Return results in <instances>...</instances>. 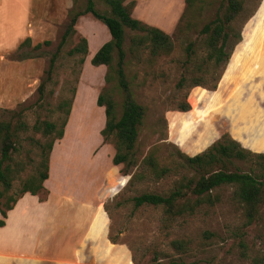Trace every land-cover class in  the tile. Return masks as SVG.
Here are the masks:
<instances>
[{
    "label": "rangeland",
    "instance_id": "374dc122",
    "mask_svg": "<svg viewBox=\"0 0 264 264\" xmlns=\"http://www.w3.org/2000/svg\"><path fill=\"white\" fill-rule=\"evenodd\" d=\"M222 1L196 0L190 10L186 0L125 1L135 2L134 17L160 27L174 42L168 55L151 57L141 48L131 52V37L136 33L125 28V71L136 101L145 109L137 141L140 160L151 150L162 163H168L177 148L196 155L223 134L252 151L264 152V0L245 1L234 21L241 39L228 63L208 68L202 61L207 55L200 31L215 18ZM84 2L0 0V120L8 118L12 110L24 108L30 126L44 119L60 128L66 118L64 135L68 136L64 143L61 139L54 143L57 150L54 159L52 155V179L47 184L49 192L62 195L65 208L62 212L61 207L58 215L65 216L64 220L55 226L43 214V220L31 225L26 238L0 231V264H146L153 250L160 252L163 262L264 264V201L259 218L249 223L243 206L233 197L234 187H221L215 191L220 194L218 203L204 206L194 215L178 216L169 224L164 222L162 207H135L133 197L143 192L169 193L177 175L131 184L129 180L138 168L113 164L114 143L104 141L101 135L105 107L96 101L103 91L112 95L120 114L123 91L114 72L112 80L106 82L105 74L91 64L99 48L94 50L111 38L107 26L92 14L79 17L77 34L64 47L45 96L40 97L38 87L46 78L49 59L70 11ZM96 2L98 9L108 11L101 0ZM78 35L85 36L89 44L83 64L79 63L80 55H67L78 42ZM27 37L31 44L18 49ZM45 40L51 44L32 50ZM189 43L196 53L187 60L185 48ZM117 59L115 51L114 66ZM183 76L187 82L179 88ZM195 78L204 84L190 86ZM216 80L217 87L212 89ZM185 99L191 105L189 111L178 108ZM29 136L39 138L41 134L29 130L22 135L15 156L25 162V169L15 180L14 189L34 172L38 159ZM61 144L62 151L58 147ZM178 239L189 242L187 252L172 246Z\"/></svg>",
    "mask_w": 264,
    "mask_h": 264
},
{
    "label": "trees",
    "instance_id": "16d2710c",
    "mask_svg": "<svg viewBox=\"0 0 264 264\" xmlns=\"http://www.w3.org/2000/svg\"><path fill=\"white\" fill-rule=\"evenodd\" d=\"M101 1L107 6L108 11L98 9L96 0H85L82 7L70 11L69 21L55 52L49 59L45 71L46 78L38 87L40 97L45 96L46 85L53 79L64 47L77 34L76 24L79 17L92 14L107 26L111 38L94 54L91 64L106 65L108 69L105 75L106 82L112 80V72H114L118 86L123 91L120 114L117 112V103L112 95L103 91L96 101L98 106L105 107L106 121L101 135L104 141L111 140L114 143L113 164H124L126 169L134 166L138 168L129 180L131 184L147 178L161 180L171 174L177 175L169 193L143 192L133 197L135 207L143 205L162 207L165 213L164 222L169 224L178 216L194 215L204 206L215 205L221 199L220 194L215 191L224 186H231L234 187L233 197L243 206L247 221L249 223L256 221L264 201V152L252 151L229 134H223L219 140L197 155L191 156L177 148L169 155L168 163H162L155 150H151L141 160L138 158L139 126L143 121L145 109L136 101L125 71L127 55L124 48L125 28L136 33L131 37V52L141 48L147 50L151 57L168 55L174 49V42L171 35L160 27L133 16L135 2L125 4L126 0ZM195 1L186 0V9L190 10ZM245 1L223 0L215 18L202 27L201 43L207 55L202 61L206 62L208 68L223 67L228 63L234 47L241 39L240 32L235 31L234 21L244 9ZM233 37L235 39L231 41ZM30 44L31 38L27 37L19 44L18 49ZM50 44V40H45L35 44L32 50L36 51ZM115 51L118 56L116 66L113 65ZM185 52L189 60L192 54L196 53L193 43L186 46ZM88 53L87 38L78 35V42L68 50L67 55L71 57L80 55L79 63L83 64ZM186 82L187 76H183L178 82V87L184 88ZM217 83L218 80L211 85V88L216 89ZM202 84L204 83L199 78H195L190 86ZM178 108L181 111H189L191 105L185 99ZM24 111V108L12 110L8 118L0 120V227L5 226L8 212L24 194L38 195L40 201L48 198L49 191L44 183L50 175V156L55 141L63 138L67 123V119H63L58 128L53 121L38 119L33 126H30L24 117ZM29 130L40 133L44 139L28 137L32 144L31 148H36L38 159L35 160L34 172L23 179L20 187L14 189L15 180L25 169V162L16 159L15 153L19 151L22 135ZM237 162L247 166V169L239 166ZM186 171L191 173H185ZM172 246L182 252L189 250V242L185 239L172 241ZM159 254L160 252L153 250L146 264H186L177 259L160 261Z\"/></svg>",
    "mask_w": 264,
    "mask_h": 264
},
{
    "label": "crops",
    "instance_id": "0c3cea01",
    "mask_svg": "<svg viewBox=\"0 0 264 264\" xmlns=\"http://www.w3.org/2000/svg\"><path fill=\"white\" fill-rule=\"evenodd\" d=\"M82 17V16H81ZM102 46V45H101ZM101 46H98L95 50L97 51L98 48ZM95 69L101 73L106 75L107 66L104 64H101L99 66H96ZM104 114V112H103ZM67 135L65 134L61 141L64 143V141L67 139ZM61 151L63 150L62 144L58 146ZM56 147L52 150L51 153V160H50V175L49 178L45 181L44 185L47 188V184L50 181L49 179H52V172H53V165H52V155L53 159L56 154ZM48 189V188H47ZM60 197L59 199H56V197ZM55 197V200L53 199ZM62 195H55L51 191L49 192L48 198L44 201H40L38 195H32L30 193L24 194L16 203L13 209H11L8 212V217L6 219V224L3 227H0V231L2 233H6L10 236H22L24 238L29 236V229L31 228V225H35L37 222V219H42V215L44 214L46 216V219H49L50 223H53L55 226H58L59 220L63 221L65 216L62 218V216L58 215L61 207L62 212L64 211L65 206L61 203ZM35 215L33 217L32 215ZM62 214V213H61ZM38 218H37V216Z\"/></svg>",
    "mask_w": 264,
    "mask_h": 264
},
{
    "label": "water",
    "instance_id": "95a60500",
    "mask_svg": "<svg viewBox=\"0 0 264 264\" xmlns=\"http://www.w3.org/2000/svg\"><path fill=\"white\" fill-rule=\"evenodd\" d=\"M197 155V154H196ZM191 156H193V155H191Z\"/></svg>",
    "mask_w": 264,
    "mask_h": 264
}]
</instances>
